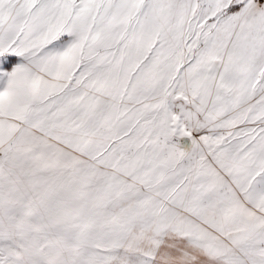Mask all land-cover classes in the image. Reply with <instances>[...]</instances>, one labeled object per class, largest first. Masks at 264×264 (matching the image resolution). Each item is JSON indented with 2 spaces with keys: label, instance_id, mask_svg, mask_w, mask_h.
I'll return each mask as SVG.
<instances>
[{
  "label": "snow or ice",
  "instance_id": "1",
  "mask_svg": "<svg viewBox=\"0 0 264 264\" xmlns=\"http://www.w3.org/2000/svg\"><path fill=\"white\" fill-rule=\"evenodd\" d=\"M0 264H264V0H0Z\"/></svg>",
  "mask_w": 264,
  "mask_h": 264
}]
</instances>
